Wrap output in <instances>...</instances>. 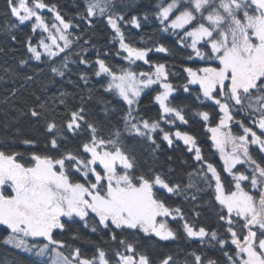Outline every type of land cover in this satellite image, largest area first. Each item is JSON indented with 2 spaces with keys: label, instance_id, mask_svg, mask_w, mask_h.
I'll use <instances>...</instances> for the list:
<instances>
[{
  "label": "snow or ice",
  "instance_id": "obj_1",
  "mask_svg": "<svg viewBox=\"0 0 264 264\" xmlns=\"http://www.w3.org/2000/svg\"><path fill=\"white\" fill-rule=\"evenodd\" d=\"M5 4L0 30L14 43L19 26L31 35L15 65L0 66L3 102L38 136L17 129L24 151L15 138L0 142L3 245L31 264H264V0H155L142 14L82 0L72 19L46 0ZM150 15L186 53L179 84L166 63L150 60L153 48L126 36ZM97 22L110 31L103 51L88 35ZM112 48L119 67L108 62ZM154 51L171 54L162 43ZM139 62L148 70L137 71ZM74 64L84 66L76 85L89 100L93 79L112 97H96L103 120L83 96L70 104L66 90L53 92ZM147 91L153 116L140 109ZM197 127L218 161L205 155ZM130 142L153 155L181 148V175L141 163ZM181 239L188 248L164 251Z\"/></svg>",
  "mask_w": 264,
  "mask_h": 264
},
{
  "label": "trees",
  "instance_id": "obj_2",
  "mask_svg": "<svg viewBox=\"0 0 264 264\" xmlns=\"http://www.w3.org/2000/svg\"><path fill=\"white\" fill-rule=\"evenodd\" d=\"M47 3L57 5L58 9L65 16L66 19H72L75 17L76 13L81 10L82 0H46ZM118 5H134L133 8H123L118 10H123L129 12L130 14L144 13L149 11L155 0H116ZM6 4L5 0H0V26L4 25L7 18L5 16ZM75 22V21H74ZM126 36L128 39L135 43L137 46H146L153 48V51L150 53L149 58L154 62L166 63L170 72L175 73L176 75L170 76V79L174 83H181V75H183V66L187 64L186 53L182 50H179L174 44L171 37L161 33L158 30L157 24L154 22L152 16H149L147 22L142 21V28L140 30L134 29L131 26H127L125 29ZM13 34L16 35L17 41L14 43L10 35L5 31L0 30V66H9L15 65L17 59L21 57L25 51L23 42L31 35L30 25L19 26L13 30ZM88 35L91 36L93 44L96 45L101 51L106 47H111L108 45V40L110 38V31L104 26L103 23L97 22L94 28L88 32ZM164 44L166 47L171 49V54L166 55L164 53H157L154 51V46L156 44ZM113 55L108 57V62L114 67H119L123 64L119 58H117L115 53V48H112ZM90 58H94L95 52H90ZM191 66V65H189ZM31 69H29L30 71ZM84 66L77 67L75 64L71 66V72L63 80H59L56 84L53 92L56 89L66 90L69 96L70 104H79L81 102V96L84 97V101L92 108L103 120V112L101 110V105L96 103V97L104 95L106 100H112V97L104 94L100 87V84L95 82L93 79L92 84L90 85L93 89V98L88 99L87 89L83 88V85L77 86L76 81L78 80V75L81 71H84ZM148 70V66L144 65L142 62H139V67L137 71ZM48 75V70H44V76ZM44 78L43 76L41 77ZM72 81V82H69ZM10 86V85H9ZM4 86H0V142L11 144L12 140L15 138L16 145L15 150L24 151L25 146L19 144V138L17 137V129L20 130L21 136H38V133L34 127L24 118L19 116V113L14 111L10 104L3 102L4 96ZM25 95V93H21ZM154 95L151 91H147L146 94L142 95L140 101V109L145 115L153 116L156 113V107L150 103L151 97ZM19 99V98H18ZM113 103L115 101L113 100ZM118 116H113L111 118V123L115 124ZM197 135L200 137L202 146L205 150V155L210 160H217L218 156H213L209 151L210 141H207V138L204 134V130L200 127L196 128ZM43 145L41 144V147ZM130 146L134 151V154L137 156L141 163L147 162L148 165L155 164L164 170L169 166L175 169L176 177L178 178L181 175V170L185 165L181 163L182 160L186 159V154L181 151V148H176L175 150H165L158 152L153 155L150 149L146 145L139 142H130ZM168 156H172L173 159L168 161ZM190 206H186V209ZM207 215L205 212L202 215ZM7 235V232L0 228V264H31L32 257L28 254L23 253L11 246L3 245L2 238ZM70 239V237H69ZM91 239L97 240L98 237L92 236ZM82 248L88 249L90 246L86 243L78 242ZM198 245L192 243L191 247L195 248ZM189 244L181 239L179 242H173L168 244L167 248L164 251L172 250L174 252H179L182 249L188 248Z\"/></svg>",
  "mask_w": 264,
  "mask_h": 264
},
{
  "label": "rangeland",
  "instance_id": "obj_3",
  "mask_svg": "<svg viewBox=\"0 0 264 264\" xmlns=\"http://www.w3.org/2000/svg\"><path fill=\"white\" fill-rule=\"evenodd\" d=\"M45 15L47 16V17H51V14H49V13H47V12H45ZM12 247V246H11ZM18 250V249H17ZM19 251H21V250H19ZM21 252H23V251H21ZM24 253V252H23ZM27 254V253H26Z\"/></svg>",
  "mask_w": 264,
  "mask_h": 264
}]
</instances>
